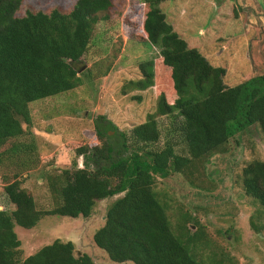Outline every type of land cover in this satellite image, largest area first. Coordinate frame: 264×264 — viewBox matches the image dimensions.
Segmentation results:
<instances>
[{
  "label": "trees",
  "instance_id": "16d2710c",
  "mask_svg": "<svg viewBox=\"0 0 264 264\" xmlns=\"http://www.w3.org/2000/svg\"><path fill=\"white\" fill-rule=\"evenodd\" d=\"M25 1L0 0V162L15 161L30 171L40 160L30 130V104L83 84L78 66L89 50L96 25L106 19L101 14L113 9L118 0H77L69 13L55 9L20 15ZM161 3L141 0L129 9V20L124 22L129 38H138V32L145 34L160 57L158 62H142V78L129 85L135 91L154 87L159 74L156 68H162L169 74L170 96L160 95L156 112L136 126L130 137L121 133L114 140L110 135L115 130L113 123L97 121L96 136L102 145L76 150L85 160L84 167L48 177L57 202L53 210H39L18 175L7 183L4 191L15 210H0V264H96L87 252L77 253L72 241L60 239L25 258L16 227L33 229L46 216L89 218L97 202L122 194L108 208L105 224L93 237L96 247L112 262L208 264L198 254V249L211 247L202 226L196 221L197 231L191 235L190 220L184 217L174 228L159 199L156 181L171 171L184 172L196 160L225 152L232 137L254 125L264 135V74L228 87L226 69L213 66L189 46L168 22ZM158 116L174 120V132L186 155L179 154L170 140L163 149L149 150L161 141ZM241 182L245 195L264 209V161L245 165ZM213 262L224 264L209 256V263Z\"/></svg>",
  "mask_w": 264,
  "mask_h": 264
},
{
  "label": "rangeland",
  "instance_id": "374dc122",
  "mask_svg": "<svg viewBox=\"0 0 264 264\" xmlns=\"http://www.w3.org/2000/svg\"><path fill=\"white\" fill-rule=\"evenodd\" d=\"M76 1L26 0L19 14L55 9L69 13ZM139 2L118 0L113 9L101 14L106 19L96 25L89 50L78 66L81 86L30 104V130L37 140L39 164L27 171L15 161L0 162V210H15L4 187L17 175L39 210H53L57 202L49 190L48 177L75 166L84 167L85 160L76 150L102 145L96 136L97 121L113 123L115 130L110 135L114 140L121 133L130 137L136 126L156 112L160 95L170 96L169 74L162 68H156L159 74L154 87L135 91L129 85L142 78V62H158L160 58L159 49L151 47L145 34L138 32V38H129L124 22L129 20V9ZM242 2L162 0L160 4L168 22L191 48H197L213 66L226 69L224 82L228 87L264 74V0ZM242 115L240 112L239 117ZM157 121L161 141L149 150L163 149L170 140L179 154L186 155L180 136L174 132V120L158 116ZM254 160L264 161V135L257 125L232 137L225 152L196 160L182 173L171 171L167 178H157L156 191L173 227L184 217L190 220L191 235L197 231L196 221L202 226L200 230L211 247L198 249V254L208 264L209 256L224 264H264V209L245 195L241 182L243 168ZM122 196L97 202L89 218L46 216L33 229L16 227L23 256L27 258L60 239L72 241L77 253L87 252L96 264H119L96 247L93 237L105 224L108 208Z\"/></svg>",
  "mask_w": 264,
  "mask_h": 264
},
{
  "label": "crops",
  "instance_id": "0c3cea01",
  "mask_svg": "<svg viewBox=\"0 0 264 264\" xmlns=\"http://www.w3.org/2000/svg\"><path fill=\"white\" fill-rule=\"evenodd\" d=\"M243 2H244V0H242ZM242 2V3H243ZM242 5V4H241ZM247 27H249V22H247ZM246 29V28H245ZM248 30H249V28H248ZM248 30H247V32H248Z\"/></svg>",
  "mask_w": 264,
  "mask_h": 264
},
{
  "label": "flooded vegetation",
  "instance_id": "af4514ba",
  "mask_svg": "<svg viewBox=\"0 0 264 264\" xmlns=\"http://www.w3.org/2000/svg\"><path fill=\"white\" fill-rule=\"evenodd\" d=\"M243 5V4H242ZM243 6H245V5H243ZM246 9V7L245 8H242V10H245Z\"/></svg>",
  "mask_w": 264,
  "mask_h": 264
}]
</instances>
